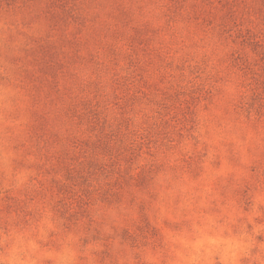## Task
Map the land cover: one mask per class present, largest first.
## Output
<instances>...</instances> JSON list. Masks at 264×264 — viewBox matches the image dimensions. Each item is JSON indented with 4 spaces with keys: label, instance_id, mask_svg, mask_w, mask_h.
<instances>
[{
    "label": "clouds",
    "instance_id": "1",
    "mask_svg": "<svg viewBox=\"0 0 264 264\" xmlns=\"http://www.w3.org/2000/svg\"><path fill=\"white\" fill-rule=\"evenodd\" d=\"M76 3L72 15L85 17L89 28L130 34L147 26L150 39L135 53L118 45L115 58L69 65L50 89L36 81L28 54L52 33L43 4L28 26L0 30V264H264V239H257L264 236V222H257L264 218V114L246 111L264 80L260 3L241 0L235 25L224 32L219 14L204 22L202 0ZM76 26L70 21L65 34ZM249 37L260 43L255 51L244 42ZM82 101L97 112L94 130L72 115ZM98 136L107 152L77 143ZM90 160L112 172L91 177L92 188L130 179L119 211L135 217L143 203L145 231L130 229L132 237L122 238L121 217L111 208L94 238L103 205L86 209L91 230L74 202L66 211L58 206L66 167L78 171ZM142 171L151 181L141 190L135 178ZM245 184L252 189L247 212L233 195Z\"/></svg>",
    "mask_w": 264,
    "mask_h": 264
},
{
    "label": "rangeland",
    "instance_id": "2",
    "mask_svg": "<svg viewBox=\"0 0 264 264\" xmlns=\"http://www.w3.org/2000/svg\"><path fill=\"white\" fill-rule=\"evenodd\" d=\"M176 4H181L182 0H174ZM241 0H202L206 5L205 12L201 13L206 24H211L217 19L219 14L218 27L221 32L229 30L236 23L235 9L239 6ZM260 3L259 11L264 15V0H257ZM43 4V10L47 15L52 33L49 37L35 41V46L29 50L32 57L31 63L35 69V79L41 86H47L55 89L57 83L61 79H65L68 75L67 68L69 65L77 63H87L95 65L97 59L106 61L115 58L119 49L118 45L127 47L133 53L137 50H143L150 39V30L147 26L133 27L131 33L115 30H108L104 26L89 28L88 21L83 16H73V9L78 5L76 0H0V30L5 25L19 28L20 26H28L37 12L40 5ZM77 25L74 31L65 34L69 22ZM127 13L121 11L119 23L125 27L129 24ZM55 38H51L52 34ZM245 43L251 45L255 51L260 47L258 41L246 38ZM82 51L88 53L87 57L80 55ZM240 60L239 56L234 57L233 63L236 64ZM255 108L257 116L264 114V80L257 81L256 88L252 97L248 102L246 111ZM72 115L81 123H87L89 130H94L99 126L97 112L90 105V102L82 101L79 105V114L76 110H72ZM79 147L82 151L107 152L108 145L102 136H98L94 143L89 140H79ZM66 178L69 183L58 185L56 191L60 194L61 199L57 201L60 208L67 210L70 202H74L79 217L89 220V229L91 230L92 220L87 212L90 204L99 202L103 205L104 210L101 212L100 220L95 228L94 238H99L102 234V226L110 219L105 213L107 209H117L118 215L121 217L122 227L120 228V236L124 239L131 238L133 233L145 231L147 218L144 215L145 205L139 204L136 210V216L122 213L119 211V205L124 202L126 188L130 183V179L124 175H120L115 179H111L107 184L98 188H92L90 183L91 177L108 178L112 176V172L95 160H90L86 168L80 170H69L66 167ZM151 181L149 171H142L135 178V186L137 189L146 188ZM228 183H232V177H228ZM226 187V186H225ZM252 189L245 184L243 187L234 190V197L237 203L244 209L249 210L251 203L250 192ZM222 194H224L222 192ZM10 199L4 197V200ZM134 201H130L133 203ZM11 205L4 204V211H8ZM18 211L24 209L17 203ZM31 215V213H28ZM257 222H264V218H257ZM112 227L115 229V225ZM251 228V224H249ZM109 237L105 236L107 240ZM258 240L264 239V236H258Z\"/></svg>",
    "mask_w": 264,
    "mask_h": 264
}]
</instances>
